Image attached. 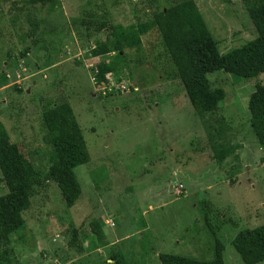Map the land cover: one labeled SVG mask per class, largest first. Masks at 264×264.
I'll list each match as a JSON object with an SVG mask.
<instances>
[{"label": "rangeland", "instance_id": "1", "mask_svg": "<svg viewBox=\"0 0 264 264\" xmlns=\"http://www.w3.org/2000/svg\"><path fill=\"white\" fill-rule=\"evenodd\" d=\"M170 1L0 0V121L39 177L0 264H110L117 250L128 264H161L160 252L210 260L206 221L225 246V264H244L231 240L264 223V144L247 107L264 74L209 73L224 99L215 112L195 110L151 24L153 11ZM195 2L221 53L257 36L243 0ZM142 22L150 27L139 45L91 55L112 25ZM99 61L116 71L98 85ZM62 102L89 154L74 168L81 193L71 207L44 179L53 134L43 114ZM7 191L0 172V195Z\"/></svg>", "mask_w": 264, "mask_h": 264}, {"label": "trees", "instance_id": "2", "mask_svg": "<svg viewBox=\"0 0 264 264\" xmlns=\"http://www.w3.org/2000/svg\"><path fill=\"white\" fill-rule=\"evenodd\" d=\"M33 5H43L54 0H28ZM245 9L256 29L257 36L239 47L224 53L208 29L195 0H171L158 6L152 13V23L160 33L161 40L175 66L187 97L193 108L199 112H215L224 99L222 88H212L208 74L224 70L242 78L264 74V0H243ZM105 23H103V26ZM146 22L127 26H111L107 41L98 43L91 50L92 56L111 52L120 54L124 47L141 43L140 36L147 32ZM27 49L21 52L25 56ZM116 71L108 62L99 61L94 69L96 84L107 83V74ZM3 79L0 78V86ZM250 125L260 144H264V84H256L247 102ZM53 151V159L44 177L54 181L67 207L74 205L81 193V187L74 168L89 160L82 130L73 116L67 102L56 104L43 114ZM232 150H225L215 156L221 163ZM0 172L8 191L0 195V260L2 249L24 222L23 211L29 208L34 186L39 183L37 171L28 162L17 143L10 137L0 121ZM214 235V257L198 260L192 257L160 252L161 264H225V246L209 226ZM96 231L95 225H92ZM76 239L73 233L72 242ZM231 244L244 264H255L264 260V223L240 229ZM110 264H128L122 250L112 252Z\"/></svg>", "mask_w": 264, "mask_h": 264}, {"label": "crops", "instance_id": "3", "mask_svg": "<svg viewBox=\"0 0 264 264\" xmlns=\"http://www.w3.org/2000/svg\"><path fill=\"white\" fill-rule=\"evenodd\" d=\"M264 261V260H263ZM261 262V261H260ZM257 263H259V262H257ZM257 263H255V264H257Z\"/></svg>", "mask_w": 264, "mask_h": 264}]
</instances>
